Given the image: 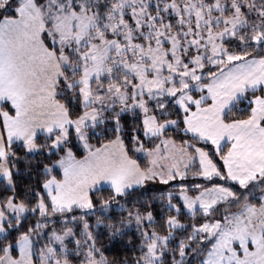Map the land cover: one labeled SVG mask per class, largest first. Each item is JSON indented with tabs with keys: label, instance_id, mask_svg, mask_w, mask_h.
Returning a JSON list of instances; mask_svg holds the SVG:
<instances>
[{
	"label": "snow or ice",
	"instance_id": "1",
	"mask_svg": "<svg viewBox=\"0 0 264 264\" xmlns=\"http://www.w3.org/2000/svg\"><path fill=\"white\" fill-rule=\"evenodd\" d=\"M0 264H264V0H0Z\"/></svg>",
	"mask_w": 264,
	"mask_h": 264
}]
</instances>
